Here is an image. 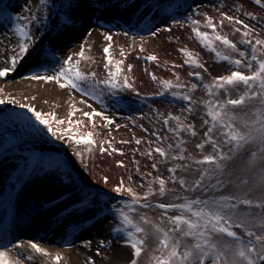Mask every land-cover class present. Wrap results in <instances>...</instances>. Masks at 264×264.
Returning a JSON list of instances; mask_svg holds the SVG:
<instances>
[{"label":"rangeland","instance_id":"obj_1","mask_svg":"<svg viewBox=\"0 0 264 264\" xmlns=\"http://www.w3.org/2000/svg\"><path fill=\"white\" fill-rule=\"evenodd\" d=\"M62 2L63 0H49L50 19L45 21L47 30L42 31L35 25V22L30 25L34 35L39 37L36 51L18 66L17 71L10 73L8 77L0 78L8 85L15 84L22 79L29 81L20 83V89H7L1 95H11L21 103L34 104L41 111H55L59 118L65 120V124L62 125L64 128L69 127L67 118L73 101L83 111H91L87 104L80 103L81 100H87V103L98 111L105 112L113 119L114 123L106 126L105 121L96 117L94 118L96 128H92L91 123L82 115V112H77L72 117L73 121L82 120L84 122L79 127L80 133L88 131L94 133V139L98 143L89 153L85 150L84 145L69 143L66 138L59 140L44 131L39 135L32 133L30 129L25 128L23 121L13 122L11 120L13 114L16 113H24L25 116L30 117L25 109L11 106L13 105L11 103L0 105V248L10 251L13 258L19 257L24 261V264H46V258L33 253L31 249L20 250L13 247V245L22 242L21 239L13 237L15 230L20 227L21 221H27L29 223L27 235L33 233L34 237L28 235L23 240L38 242L49 251L62 249L63 251L59 252L64 256L61 264H86L88 257H92L95 264H130L133 258L132 250L122 242V238L114 239L109 231L115 223L112 216L97 214V206L94 205H89L87 209L83 208L78 202L80 196L75 190V185L81 187L86 185L88 187L85 188V191L91 193L98 191L107 193L111 197L109 200V205H111L131 199L127 193L119 195L112 192V188L120 183L121 178L127 187L142 194L147 190L148 181L152 179L147 176V173L151 172L152 176L160 175L168 180L170 174L167 169L169 167L175 163H187L190 166L189 170L177 169L176 175L190 183L198 179L200 173L197 169L204 166L195 164L193 159L187 161L169 160L161 163V158L157 154H154L150 159L142 153H146L150 147L154 148L157 143H161L165 147L168 143H172L174 151H178L175 149L177 138L168 131L160 116L161 113L166 116L171 112L181 116L186 123L193 124L197 132L194 137L181 132V138L185 141L184 155H190L198 160L204 154H215L210 144L205 145L203 152L196 147L206 139L204 133L208 127L204 124V120L208 117L201 101L207 100L209 97L203 89V84L210 82L213 77L228 74L230 71L240 70L247 74L248 70L243 65L236 68L227 62L218 61L213 52L199 43L191 30L193 25L189 18L200 20L201 30L210 31L204 27L205 17L203 14L208 13L214 17L215 21H219L222 19L220 12L223 11L229 15L239 16L240 19L255 28L261 37H264V7L256 5L254 0H120L119 7L106 5L108 10L104 12L94 11L81 5L82 10L78 13L79 19L75 26L64 32L58 39H54L58 31L55 27L59 21L57 13ZM116 2L117 0H113V3ZM150 5H153L151 10H149ZM240 5L242 7L237 11L236 8ZM161 9L170 11H161ZM247 12L253 13L257 19L254 20L244 15ZM33 14L38 19L45 15V12L38 6V0H0V67L8 66L4 61L13 54L12 49L18 43L19 37L14 32L15 25L27 23V21L17 18ZM97 17L101 19L97 20ZM173 20L181 21V24H175L172 22ZM165 27H170L172 30L164 31ZM156 28H160L161 31L156 36H151L150 31H154ZM233 29L234 25L227 20L224 21L223 27L218 26V31L236 42L241 50L250 52L248 45L240 43V33L234 32ZM105 31L113 35L112 55L114 59L124 61L123 75L129 77L135 91L131 89L119 91L115 97L105 93L104 103L101 104L90 96H83L75 90L61 89L54 82L34 81L26 78L36 73L44 74L43 70L36 66L41 47L43 49L54 48L55 62L46 66L58 68L67 55L79 52L82 42L85 43V55L89 59L82 60L80 67L86 71L96 72L98 79L105 78L107 71L104 68L103 47L107 42L102 35ZM89 32L91 35H88ZM141 46L143 51L140 50ZM216 46L219 50H223V46L219 42L216 43ZM184 47L198 54V59L205 65L207 71L184 64L185 57L179 51ZM121 48L125 52L124 57L120 56ZM151 54H155L158 60L147 61L144 59ZM233 55L239 58L238 54ZM128 65H132L131 71H128ZM193 72H200L203 81L190 75ZM151 74H155L158 80L153 81ZM177 75L179 76L178 82L187 87H190L192 83L198 84L197 89L191 93L193 100L196 101L193 104L194 112L191 114L185 110L188 106L187 101L178 97L174 98L170 94L155 95L161 90L159 80L169 79L177 82ZM44 83H49L66 92L69 91L74 94V97L68 101L65 100L66 102L59 101V96L51 95L45 89ZM28 87L31 90L27 91L28 95H26L23 89H28ZM187 87L184 91H187ZM244 91L243 86L232 90L231 98H237ZM25 97L29 99L25 100ZM31 97L36 99L32 100ZM227 98L223 91L215 97L221 101ZM256 106L257 102L252 101L245 106L236 107L232 111L238 117L246 116L251 119L254 118L252 110ZM170 123L174 125V122ZM37 127L40 126L37 125ZM72 127L76 130L75 125ZM154 133L161 137H168V139L158 142ZM213 135L216 137L217 143L227 152L228 146L223 143L218 134L214 133ZM136 139L141 140L139 145L136 144ZM102 140H110L112 147L120 149L123 154L112 153L108 144L104 146L109 148L111 154H101L99 141ZM121 141H128V143H121ZM149 141L152 143L149 144ZM256 150L255 147H246L227 162V168L224 170L223 176L220 177L224 181L222 188L193 193L186 192L178 183L169 181L167 188L174 189L175 193L169 192L165 197L154 195L147 202L153 205L171 202L174 194L186 195L191 198L196 196L206 198L221 194L244 195L247 193L248 198L256 199L264 193V182H261L260 179L261 176H264V162L258 160L255 165L249 164L251 152ZM76 151L83 152V157L75 156ZM56 161H62L69 166V171L75 178V185H68L66 178L62 184L57 178L59 169L55 167ZM118 161H122L123 166H119ZM152 163L157 164V169H152ZM137 168L139 171L136 170ZM45 170H47V174H45ZM105 176L108 177L107 183L104 182ZM141 185L144 186L141 187ZM153 187H158V185ZM136 208L137 211L132 213L133 219L137 223H141L149 233L147 248L139 258V264H146L150 254L157 247V240L151 235L152 225L144 224L140 220V216H146L155 224L160 223L162 212L155 207L142 208L137 205ZM246 210V206H240L241 212ZM251 211L257 213L262 210L253 208ZM176 214L178 213L175 210H169V215ZM1 225H7L5 232ZM77 225L79 227H76ZM163 226L167 227V222ZM237 231L243 235L242 230L237 229ZM216 239L220 238L216 237ZM228 239L230 238H225V240ZM85 240L92 242L90 247H86L82 243ZM101 240H111L112 243L108 247L102 248L101 254L97 255L96 249ZM191 242L190 239L184 241V243ZM79 244L84 250L78 251ZM117 248H127L128 252L122 254L121 250L117 252ZM70 250L77 251H73L76 255L74 260L67 252ZM28 255L33 256V259L26 260L25 257Z\"/></svg>","mask_w":264,"mask_h":264},{"label":"snow or ice","instance_id":"obj_2","mask_svg":"<svg viewBox=\"0 0 264 264\" xmlns=\"http://www.w3.org/2000/svg\"><path fill=\"white\" fill-rule=\"evenodd\" d=\"M119 2L120 0H117L116 3H113V0H63L57 13L59 21L55 27L58 31L54 39H58L64 32L75 26L76 21L79 19L78 13L82 10L81 5L94 11L104 12L108 10L106 5L119 7ZM254 3L264 7V0H254ZM38 6L45 12V15L40 19L34 14L17 18L21 21H27V23H17L15 25L14 32L19 37L18 43L12 49L13 54L4 61L8 66L0 67V78L8 77L10 73L17 71L18 66L36 51L39 37L34 35L30 25L35 22V25L42 31L47 30L45 21L50 19L51 8L49 0H38ZM151 7L153 5H150L149 10H151ZM241 7L242 5L237 6L236 10L239 11ZM161 11L167 12L170 10L161 9ZM29 12H31V9H29ZM203 15L205 17L204 27L210 31L201 30L200 20L189 18L193 25L191 30L199 43L213 52L218 61L227 62L236 68L243 65L248 70L247 74L240 70L230 71L228 74L213 77L210 82L203 84V89L209 97V99L201 101L208 117L204 120V124L208 127L204 133L206 139L197 144L196 147L203 152L205 145L210 144L215 154H204L198 160L190 155H184L183 145L185 141L181 138V132L190 134L193 137L197 135V132L193 124L186 123L181 116L171 112L166 116L161 113L160 116L168 131L177 138L175 149H178V151H174L172 143H168L166 147L161 143H157V146L150 147L146 153H142L150 159L153 158L154 154H157L161 158V163L169 160L187 161L193 159L195 164L204 166L197 169L200 173L198 179L190 183L183 177L176 175L177 169L189 170L190 166L187 163H175L172 167H169L167 169L170 174L168 180L163 176H152L151 172L147 173V176L152 177V179L148 181L147 190L142 194L131 187H127L123 178H121L120 183L112 188V192L119 195L127 193L131 199L122 200L119 204L109 205L111 197L107 193L85 191L88 186L75 185V178L69 171L68 165L62 161L55 162V167L59 169L57 178L60 179L62 184L66 178L68 185H75V190L80 196L78 202L83 208L87 209L89 205H94L97 206V214L112 216L115 223L109 231L114 239L120 240L122 238V242L132 250L133 258L130 264H139V258L147 248V237L149 235L145 227L141 223H137L132 217V213L137 211V205L142 208L155 207L162 212L160 223L155 224L146 216H140V220L144 224L152 225L151 235L157 240V247L150 254L146 264H206V262H209V264H264V193L256 199L248 198L247 193L244 195L221 194L206 198H200V196L191 198L186 195L174 194L171 202H161L155 205L147 202L154 195L165 197L169 192L175 193L174 189L167 188L169 181L178 183L184 191L193 193L208 192L209 189L224 187V181L220 177L223 176L224 170L227 168V162L231 161L236 154L246 147L257 149L251 152L250 165H255L258 160L264 162V37H261L255 28L240 19L239 16L229 15L221 11L220 16L222 19L215 21L214 17L208 15V13ZM244 15L254 20L257 19L251 12L244 13ZM99 19L101 18L97 17V20ZM225 20L234 25V32L241 35L240 43L248 45L250 52L241 50L236 42L218 31V26L223 27ZM172 22L181 24V21L178 20ZM163 30L171 31L172 29L165 27ZM160 31V28H156L154 31H150V35L156 36ZM124 34L127 35L128 33ZM88 35H91V32ZM102 35L107 42L103 47L104 68L107 71L105 78L98 79L96 72L86 71L80 67L82 60L89 59L85 55V43L83 42L80 44L79 52L67 55L58 68L46 66L55 62L54 48L43 49L41 47L38 53L39 61L36 66L42 69L44 74L36 73L26 78L34 81L54 82L61 89L75 90L83 96H90L101 104L104 103L103 96L105 93L115 97L119 91L127 89L135 91L129 77L123 75L122 65L124 61L122 59L116 60L112 55L113 35L107 31L103 32ZM141 39L143 40V37ZM217 42L223 46V50L217 48ZM140 50H144L142 46ZM179 51L185 57L184 64L207 71L205 65L198 59V54L187 47L181 48ZM233 54H238L239 58ZM120 56H125L123 48L120 50ZM144 59L156 61L158 57L151 54L144 57ZM127 67L128 71H131L132 65ZM190 75L203 81L200 72H193ZM151 79L157 81L158 77L151 74ZM178 81V75L177 82L169 79L159 80L161 90L155 95L165 96L170 94L174 98L178 97L187 101L188 106L185 110L191 114L194 112L193 104L196 103L191 93L197 89L198 84L192 83L190 87H187ZM241 86L245 91L237 98H231V91ZM186 87L187 91H184ZM221 91L228 97L223 101L215 99ZM3 92L4 89L0 88V93ZM27 99L29 98L25 97V100ZM31 99L35 100L36 98L31 97ZM252 101L257 102V106L252 110L254 118L238 117L232 111V109L245 106ZM6 103L17 104L30 114V117L25 116L24 113L13 114L11 117L13 122L16 120L23 121L25 128L30 129L32 133L37 135L44 131L56 139L64 140L66 138L69 143L84 145L85 150L89 153L93 151V146L98 143L94 139V133L93 131L80 133L79 127L84 122L82 120L73 121L72 117L77 112H82V115L91 123L92 128H96L94 119L96 117L105 121L106 126L114 123L110 116L103 111H98L91 104H88L87 100H81L80 103L87 104L91 111H83L73 101L71 111L68 113L67 123L69 127L67 128L62 127L65 120L59 118L55 111H41L34 104L21 103L14 96L0 95V105ZM170 122H174V125ZM238 124L240 126H237ZM37 125L40 127H37ZM72 125L76 126V130L73 129ZM117 128H119V125H117ZM214 133L218 134L223 143L228 146L227 152L217 143ZM154 135H156L158 142L168 139V137H161L155 133ZM121 143H128V141H121ZM140 143L141 140L136 139V144L139 145ZM151 143L149 141V144ZM105 144H108L112 153L123 154L120 149L112 147L110 140L99 141V152L101 154H111L109 148L104 146ZM75 156L82 158L83 152L76 151ZM117 164L123 166L122 161H118ZM151 167L157 169V164L152 163ZM136 170L139 171V168ZM45 174H47V170H45ZM260 179L261 182H264V176H261ZM104 182H108V177H104ZM244 183H247V181H244ZM154 185H158V187H153ZM143 186L141 185V187ZM241 205L246 206L247 210L241 212ZM253 208L262 211L253 213L251 211ZM169 210H175L178 214L169 215ZM165 222H167V227L163 226ZM76 227H79V225ZM237 229L242 230L243 235ZM216 237L220 239H216ZM225 238L230 239L225 240ZM186 239H190L192 242L184 243ZM82 243L86 247H90L92 242L85 240ZM111 243V240L99 241L96 254L100 255L101 249L108 247ZM13 247L23 248L25 243L19 242ZM26 247L30 248L33 253L45 257L46 264H61V261L64 260L63 254H53L38 242L29 240L26 242ZM25 259L32 260L33 256L28 255ZM0 264H24V261L19 257H10L7 249L0 248ZM86 264H95V261L92 257H88Z\"/></svg>","mask_w":264,"mask_h":264},{"label":"bare ground","instance_id":"obj_3","mask_svg":"<svg viewBox=\"0 0 264 264\" xmlns=\"http://www.w3.org/2000/svg\"><path fill=\"white\" fill-rule=\"evenodd\" d=\"M29 80H18L15 84H11V85H8V84H6V83H4V82H2V80H0V87L1 86H5L3 89H4V92L3 93H0V95L1 94H4L5 93V91L7 90V89H14V90H16V89H20L21 88V85H19L20 83H25V82H28ZM31 83H33V82H31ZM33 84H35V85H38L37 83H33ZM44 85V87H45V89L49 92V93H51V95L52 94H57V96H59L58 97V99H60L59 101H68V99H70V98H73L74 97V94L73 93H71V92H66L65 90H60V89H58V88H55V86H53V85H51V84H49V83H44L43 84ZM48 87H49V90H48ZM25 88V87H24ZM24 90V94H26V95H28V93H27V91L29 92V90H31L30 89V87H28V89L26 88V89H23ZM75 98L76 99H78L76 96H75ZM65 101V102H66ZM11 106H17V107H19L17 104H13V105H11ZM28 222L27 221H21L20 222V227L19 228H17L16 230H15V232H14V235H13V237H15V238H18V239H21L22 240V242H24L25 243V247H23V248H19L20 250H26V249H30V248H27L26 247V242L27 241H29V240H23V238L24 237H26V236H30V237H34V235H33V233H31V234H28L27 235V233H29V231L27 230V229H29V227H28ZM1 228H3V232H5L6 231V229H7V225H1ZM39 233V232H38ZM38 235V234H37ZM82 247H81V245L79 244V246H78V251H81V250H84V249H81ZM75 250H77L76 248H75ZM75 250H70V251H67V252H69V255H71V259H75V253L74 252H77V251H75ZM119 250H121V252L120 253H122V254H127V252H128V250H127V248L125 249H120V248H117V252L119 251ZM54 251H56L57 253H59V252H62L63 250L62 249H60V250H51L50 252L51 253H53V254H55V252ZM74 251V252H73ZM9 252V256L10 257H12L11 256V254H10V251H8ZM117 254V253H116ZM13 258V257H12Z\"/></svg>","mask_w":264,"mask_h":264}]
</instances>
